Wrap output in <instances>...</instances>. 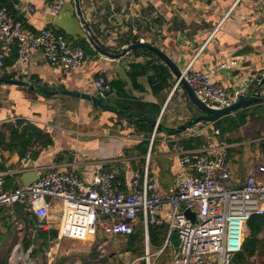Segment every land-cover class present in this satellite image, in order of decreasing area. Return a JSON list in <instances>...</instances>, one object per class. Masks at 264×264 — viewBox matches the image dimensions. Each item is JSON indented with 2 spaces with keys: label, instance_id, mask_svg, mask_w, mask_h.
Masks as SVG:
<instances>
[{
  "label": "crops",
  "instance_id": "0c3cea01",
  "mask_svg": "<svg viewBox=\"0 0 264 264\" xmlns=\"http://www.w3.org/2000/svg\"><path fill=\"white\" fill-rule=\"evenodd\" d=\"M48 1L0 0V5L34 31L52 26L75 43L87 39L74 0H67L57 14L52 13ZM81 1L92 31L110 49L116 50L140 40L149 42L167 53L181 69L193 62L195 69L203 70L238 56L241 65L219 72L215 79L231 88L244 89L248 95L253 93L257 80L264 74V7L258 6L255 0ZM28 5L34 6L35 11L28 10ZM28 58L26 62L17 58L12 65L0 67V77L30 79L35 85L47 86V90L52 85L97 96L94 80L105 75L111 84L105 100L111 106L136 110L145 117L156 119L159 126L151 145L156 123H150L146 118L126 117L122 112L104 110L91 100L70 94L44 97L27 87L2 83L0 172L27 168L26 172L35 171L40 175L36 167L55 165L90 182L97 172L110 169L112 159L118 158L120 175L129 185L133 171L145 167V156L151 151L150 174L165 194L170 190L181 167L172 139L195 138L186 136L187 129L172 132L190 121L193 115L187 93L181 83L177 85V76L162 58L147 48H136L118 59L107 58L97 51L87 52L76 69L53 66L40 49H31ZM16 116L29 118L27 125L47 136L45 144L42 139H32L40 142L41 149L26 164H22L26 148L22 154L23 148L10 137L8 122H13ZM249 123L255 124L253 121ZM197 124L190 126L196 127ZM244 126L229 136L233 145L229 149L228 163L236 185L244 182L257 155L263 153L264 134L246 139L241 134ZM146 141H149L147 149ZM253 141L260 146V151L246 153L244 147ZM250 156L254 157L253 161H250ZM22 174L14 181L18 186H25L20 179ZM5 188L9 189L6 184ZM26 210L33 213L28 206ZM9 211L14 214L13 209ZM138 230H141L146 243V228L141 215L135 232ZM130 235L120 237L129 238ZM34 245L37 248V244ZM59 245V242L54 245L57 255ZM96 245L102 256L124 253L119 246L110 247V243L111 253H103L99 239L94 243Z\"/></svg>",
  "mask_w": 264,
  "mask_h": 264
},
{
  "label": "built area",
  "instance_id": "2783aa9c",
  "mask_svg": "<svg viewBox=\"0 0 264 264\" xmlns=\"http://www.w3.org/2000/svg\"><path fill=\"white\" fill-rule=\"evenodd\" d=\"M66 1L50 0L48 5L52 13L57 14ZM255 2L264 7V0ZM27 9L35 11L32 5H28ZM14 48H17L21 62L29 59L31 49H40L53 66L68 69H76L86 57L82 45L71 41L54 27L38 31L29 29L0 5V66ZM240 65L239 57L232 56L203 70L195 69L192 62L182 72L202 101L221 108L231 104L241 89L218 81L216 74ZM94 85L97 96L106 99L111 90L108 78L99 75ZM18 120L21 121L17 124L19 131L30 122L29 118L20 116L12 121L15 123ZM158 126L159 122L151 135V145ZM187 131L189 139L200 138L201 146L188 149L182 145L183 137L172 139L181 167L175 184L166 194L148 169L151 160L149 151L145 156V167L133 171L129 185L120 175L118 158L112 159V167L97 172L90 182H85L71 171L45 165L34 168L40 175L31 184L6 189L8 177L16 178L28 169L1 171L0 208L13 204L26 205L39 219V228L58 230V238L51 241L48 249L44 248L48 264L55 261L57 252L54 245L62 239L88 242L99 239L100 250L111 253L110 241L134 233L140 215L146 228V255L143 257L146 264H155L157 257L172 246L174 232H178L182 240L180 254L168 264H231L242 250L249 219L253 215L264 214V152L257 155L244 182L236 185L228 163L229 149L233 144L222 135L215 122H199L196 127H188ZM40 149V142L32 140L26 147L22 164H26ZM1 152L0 146V155ZM187 210L195 213V221L188 217ZM165 224L168 225L165 241L154 250L151 248L149 229ZM35 249L36 246L31 244L24 252L21 244H17L10 264H20L17 258L28 259ZM16 252H20L21 256L15 257ZM37 260L41 259L38 257ZM24 264L37 263L30 260Z\"/></svg>",
  "mask_w": 264,
  "mask_h": 264
},
{
  "label": "trees",
  "instance_id": "16d2710c",
  "mask_svg": "<svg viewBox=\"0 0 264 264\" xmlns=\"http://www.w3.org/2000/svg\"><path fill=\"white\" fill-rule=\"evenodd\" d=\"M76 44L82 45L86 54L87 52H96L86 38L77 41ZM17 58L18 50L17 48H14L8 56H5L3 64L0 67L12 65ZM39 88L43 92L47 90V86L45 85H40ZM251 121L264 122V94L259 101L255 102L250 107L224 116L216 121L215 125L221 129L222 135L226 137L229 142H231L232 139L229 138L230 134L240 130L242 126ZM19 123H21L20 120L15 123L8 122L10 126V137L15 139L17 144L23 148V151H21L22 154L24 153L26 146L31 143L33 138L42 139L44 144L47 143V136L42 131L36 130L31 125H27L22 129V131H19V129H17V124ZM2 138L3 135L1 133L0 142H2ZM182 143L188 149L198 148L201 145V140L200 138L183 140ZM148 147L149 141H146V149ZM261 148L264 152V140L262 141ZM7 179L6 185L8 188L18 186L17 183H14L16 178L11 177ZM11 209H13L15 216L18 217V224H23V227L18 230V236H22V244L24 248L28 249V247L34 243L37 244V248L34 253L45 252V249H48L51 246V241L58 238L57 229L39 228L37 226L39 219L34 215V213H30L26 210V205L15 204L9 208V210ZM18 224H16L15 227H17ZM247 225L248 231L244 239L242 250L235 256L231 264H264V214L253 215L249 219ZM9 227L11 228V226ZM167 230L168 225L166 224L154 227L151 226L149 229L151 244L156 247L161 246L165 241ZM140 231L141 230H138L129 236L124 250L138 251V245L141 242V238L139 237L141 233ZM116 256L117 255L102 256L96 245L87 255L80 254L75 257L62 255L56 258L52 264H123L122 262H115L114 257ZM0 264H10V253L0 254Z\"/></svg>",
  "mask_w": 264,
  "mask_h": 264
},
{
  "label": "water",
  "instance_id": "95a60500",
  "mask_svg": "<svg viewBox=\"0 0 264 264\" xmlns=\"http://www.w3.org/2000/svg\"><path fill=\"white\" fill-rule=\"evenodd\" d=\"M74 3H75V8H76V13L83 25L87 40L99 54L107 58H110V59H118V58L125 56L126 54H128L129 52H131L132 50L136 48H147L153 51L154 53H156L160 58H162L167 63L168 66L171 67L172 71L175 73L177 78L180 80V83L182 84L185 92L187 93L189 104L191 106V111L193 115V118L190 119V121L183 123L176 130H173L172 132H176V133L181 132L187 129L188 127H190L191 124H196L199 122H208V121L216 122L228 114H231L238 110H242V109L250 107L251 105H253L255 102L259 101L262 98V89L264 86V74H262L260 78L257 80L256 87L254 88V91L251 95H248L246 90H241L238 93L236 99L229 105H226L221 108H217V107H213L207 104L206 102L202 101L198 97V95L196 94L191 84L184 77L182 69L179 67V65L175 63L174 60L167 53H165L162 49H160L158 46L154 44L141 41V40L124 45L123 47L116 49V50L106 47L98 40V38L92 31L91 25L88 19L86 18L84 10L82 8V1L74 0ZM2 83L27 87L31 90H36L38 93L42 94L44 97H47L48 95H52V94H59V93L74 95L77 97L91 100L104 110L122 112L126 117L135 116L141 119L146 118L150 123H153V124L156 123V119L145 117L141 115L139 112H137L136 110L127 111V110L115 108L111 106L105 99L98 97L92 93L72 91L66 88L56 87L52 85L49 86L50 89L45 90L43 92L39 88L40 84L35 85L30 79H9V78L0 77V84ZM29 172L30 173L25 172L20 176L21 181L25 185L31 184L32 182L37 180L39 177V174L37 172L35 171L33 172L29 171ZM187 215L188 217H190L192 220L195 221L194 212L187 210ZM181 243H182V240L180 238L179 233L174 232L171 238V244L174 250L172 254V258H176L179 256ZM128 264H131V263H128Z\"/></svg>",
  "mask_w": 264,
  "mask_h": 264
},
{
  "label": "rangeland",
  "instance_id": "374dc122",
  "mask_svg": "<svg viewBox=\"0 0 264 264\" xmlns=\"http://www.w3.org/2000/svg\"><path fill=\"white\" fill-rule=\"evenodd\" d=\"M255 124H250L249 122L242 128L243 132H241L242 135L246 136V139L250 138H257L264 134V126H261V123L263 122H257L253 121ZM244 151L246 153H254L260 151V146L253 141V143H247L244 147ZM250 161H253L254 157H249ZM10 207H4L1 209L0 212V254L10 253V259L13 256V251L15 246L18 243H21V246L23 247V241L22 236H18V230L23 227L22 223L17 222L18 217L13 214L11 216L9 211ZM6 223V224H5ZM18 224L17 227L15 225ZM11 226V228L9 227ZM139 237L141 238V242L138 245V251H125L124 248L126 247V244L128 242V238L126 237H118L115 239H112L110 241V247L116 248L117 246L121 247L122 251L124 252L120 256L114 257L115 262H122L123 264H132V260H137L135 264H145V260H143V257L146 255L145 248V238L140 233ZM102 241H105L103 239ZM60 245L58 247V255H56V258L62 256V255H68L69 257H75L80 254H87L91 251V249L94 247L95 242H88V241H80L75 239H62L59 241ZM151 248L156 250L157 247H154L151 244ZM24 252H27L28 249L23 247ZM173 246L168 247L161 255H159L156 259L155 264H168L171 260L172 254H173ZM40 258L41 260H37V258ZM20 264L28 263L30 260H34L37 264H48L47 257L45 255V252H39V253H30V256L28 259L25 257L17 258ZM11 263V262H10Z\"/></svg>",
  "mask_w": 264,
  "mask_h": 264
},
{
  "label": "bare ground",
  "instance_id": "6f19581e",
  "mask_svg": "<svg viewBox=\"0 0 264 264\" xmlns=\"http://www.w3.org/2000/svg\"><path fill=\"white\" fill-rule=\"evenodd\" d=\"M21 256V253L20 252H16L15 253V257H20Z\"/></svg>",
  "mask_w": 264,
  "mask_h": 264
}]
</instances>
